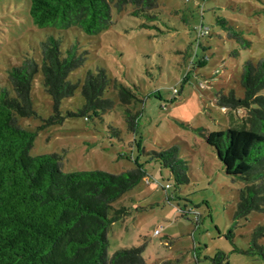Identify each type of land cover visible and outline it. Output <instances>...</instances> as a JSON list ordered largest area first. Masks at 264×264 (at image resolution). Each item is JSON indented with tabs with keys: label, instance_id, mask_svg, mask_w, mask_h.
I'll return each instance as SVG.
<instances>
[{
	"label": "rangeland",
	"instance_id": "1",
	"mask_svg": "<svg viewBox=\"0 0 264 264\" xmlns=\"http://www.w3.org/2000/svg\"><path fill=\"white\" fill-rule=\"evenodd\" d=\"M135 10L131 4L114 9L110 27L88 35L76 27L38 28L29 15V0H0V86L10 89L7 70L24 56L39 64V43L48 34L60 38L64 54L71 44L86 52L84 65L68 76L79 87L62 99L61 123L45 125L52 100L41 70L33 76L36 115L18 117L21 127L36 131L30 154L63 153L67 172L119 173L135 162L142 165L146 176L113 204L125 216L108 232L110 254L146 241V264H214L219 253L227 264H264V235L257 238L261 247L247 253L264 213L234 217L242 183L225 174L205 138L229 127L216 93L242 97L243 64L264 57V0H156L146 14ZM98 68L110 80L103 96L114 101V108L86 119L75 113L84 103L80 84L87 71ZM121 86L131 94L123 103ZM126 109L137 117L136 133L127 127ZM173 145L186 161L189 178L179 188L149 155Z\"/></svg>",
	"mask_w": 264,
	"mask_h": 264
},
{
	"label": "trees",
	"instance_id": "2",
	"mask_svg": "<svg viewBox=\"0 0 264 264\" xmlns=\"http://www.w3.org/2000/svg\"><path fill=\"white\" fill-rule=\"evenodd\" d=\"M127 4L136 7L134 14H146L156 0H29V15L41 29L76 27L96 35L110 27L113 10L120 11ZM60 41L48 34L39 43V64L24 56L19 65L7 70L10 89L0 86V264H146L142 255L146 241L108 252L111 225L125 216V210L113 204L146 176L142 165L135 162L119 173L67 172L63 153L31 155L36 131L18 124V117L36 115L30 89L39 69L52 100L45 125L63 121L61 101L79 87L68 76L84 65L86 52H78L71 44L64 54ZM109 82L103 68L87 71L80 84L84 103L75 113L91 119L111 111L114 101L103 96ZM239 83L242 97L233 91L216 93V103L227 110L229 127L205 136L225 174L242 183L235 218L253 211L264 213V57L243 64ZM130 95L129 88L118 89L122 103ZM239 109L245 111L243 116L236 114ZM126 112L127 127L136 133L137 117ZM149 155L168 170L174 187L188 183L187 164L176 145ZM263 235L264 224L255 227L247 253L261 247L257 238ZM223 259L225 255L219 253L213 263L227 264Z\"/></svg>",
	"mask_w": 264,
	"mask_h": 264
},
{
	"label": "built area",
	"instance_id": "3",
	"mask_svg": "<svg viewBox=\"0 0 264 264\" xmlns=\"http://www.w3.org/2000/svg\"><path fill=\"white\" fill-rule=\"evenodd\" d=\"M154 233L157 234V233H158V230L155 229V230H154Z\"/></svg>",
	"mask_w": 264,
	"mask_h": 264
}]
</instances>
